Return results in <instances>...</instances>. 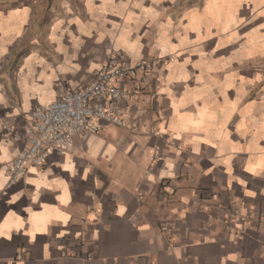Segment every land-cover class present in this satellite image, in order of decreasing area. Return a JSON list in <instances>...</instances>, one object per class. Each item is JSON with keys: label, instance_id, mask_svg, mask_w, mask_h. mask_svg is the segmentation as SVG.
<instances>
[{"label": "crops", "instance_id": "crops-1", "mask_svg": "<svg viewBox=\"0 0 264 264\" xmlns=\"http://www.w3.org/2000/svg\"><path fill=\"white\" fill-rule=\"evenodd\" d=\"M116 51L158 60L120 82L135 128L9 183L32 109ZM0 264H264V0H0Z\"/></svg>", "mask_w": 264, "mask_h": 264}, {"label": "built area", "instance_id": "built-area-1", "mask_svg": "<svg viewBox=\"0 0 264 264\" xmlns=\"http://www.w3.org/2000/svg\"><path fill=\"white\" fill-rule=\"evenodd\" d=\"M157 64L155 58L126 61L124 54L116 51L108 54L105 63L81 89L73 90L63 80H57V98L32 109L22 127L24 146L4 164L8 182L17 181L29 166H40L51 154L71 152L76 136L96 134L103 123L135 128L126 117L128 109L119 107L117 103L136 96L140 85L134 83L126 87L120 82L137 75L145 81L147 73ZM162 234L168 236L170 228L163 226ZM77 254L76 250L70 252L72 256ZM91 258V255L87 256V260Z\"/></svg>", "mask_w": 264, "mask_h": 264}, {"label": "rangeland", "instance_id": "rangeland-1", "mask_svg": "<svg viewBox=\"0 0 264 264\" xmlns=\"http://www.w3.org/2000/svg\"><path fill=\"white\" fill-rule=\"evenodd\" d=\"M43 2H49L50 0H42ZM12 3H16V4H19V3H25L26 0H11Z\"/></svg>", "mask_w": 264, "mask_h": 264}]
</instances>
